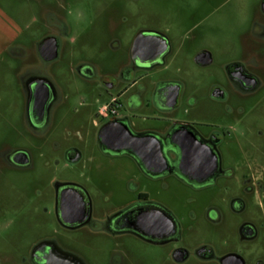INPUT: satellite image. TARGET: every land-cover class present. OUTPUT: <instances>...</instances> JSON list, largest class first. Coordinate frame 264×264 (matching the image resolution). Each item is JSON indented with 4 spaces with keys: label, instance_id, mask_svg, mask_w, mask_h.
I'll return each mask as SVG.
<instances>
[{
    "label": "flooded vegetation",
    "instance_id": "1",
    "mask_svg": "<svg viewBox=\"0 0 264 264\" xmlns=\"http://www.w3.org/2000/svg\"><path fill=\"white\" fill-rule=\"evenodd\" d=\"M257 1L252 32L264 52V0ZM197 2L194 8L193 0H178L173 7L182 27L178 38L138 27L117 69L107 59L63 54L59 34L37 42L43 66L20 78L21 123L10 121L0 133V217L52 219L63 229L89 231L93 241L89 262L64 251L55 236L33 237L23 246L29 264H264V77L257 70L264 54L262 61L254 54L223 56L220 76L211 73L207 86L155 75L170 63L187 71L188 56L199 71L215 61L194 31L203 36L205 28H198L203 23L194 22L193 11L217 10L225 0ZM103 11L107 29L112 0ZM55 136L94 140L117 172H97L93 191L54 173L50 200L37 189L26 204L23 195L3 197L18 190L8 175L33 167L17 138ZM82 154L68 147L62 158L72 164ZM12 258L0 255V264H14Z\"/></svg>",
    "mask_w": 264,
    "mask_h": 264
},
{
    "label": "rangeland",
    "instance_id": "2",
    "mask_svg": "<svg viewBox=\"0 0 264 264\" xmlns=\"http://www.w3.org/2000/svg\"><path fill=\"white\" fill-rule=\"evenodd\" d=\"M107 1L110 0H0V133L4 132L3 125L10 121L18 125L21 123L24 93L20 78L28 70L42 68L43 63L37 59L36 44L44 35L59 34L63 54H85L97 62L107 59L109 65L116 69L125 63L126 45L138 27L154 26L167 31L173 38L180 37L182 27L177 25L180 17L173 8L179 5L178 0H112L111 24L106 29L102 21ZM164 3L172 8L162 7ZM197 5V0H193L194 8ZM257 5V0H225L219 9H208L204 14L202 10L195 9L194 22L203 23L198 28L204 27L205 30L203 36L199 33L201 29L194 31L212 50L215 61L204 71H199L188 56L183 61L187 64V71L177 72L176 65L170 63L158 69L155 75L161 79L182 80L188 87L207 86L211 73L220 76L219 62L223 56H240L249 60L254 54L258 61H262L264 52L257 46L252 32V20L258 13ZM9 19L13 23H9ZM52 20L57 21L56 24ZM11 38L14 40L11 42L13 50L22 49L24 56L13 58L9 52L2 51ZM73 38L75 41L71 42ZM116 40L120 42V48L112 49L111 44ZM257 70L264 77V66L259 65ZM55 143L58 144L57 149L53 147ZM16 145L30 151L33 167L31 172L8 175L18 190L7 189L2 196L21 199L20 195H23L25 204L34 196L36 189L42 197L50 200L49 177L54 173L63 180L81 182L93 191L97 172L104 177L117 172L91 139L84 141L73 136L18 137ZM68 147L82 151L83 156L78 162L70 164L62 158V152ZM10 219L9 216L0 217L2 258L11 256L14 264H29L23 246L28 245L33 237L49 235L58 238L64 251L91 261L90 242L93 238L89 231L63 229L52 219L42 223L26 215L13 223ZM84 238L86 244L81 242ZM16 246L17 249H14Z\"/></svg>",
    "mask_w": 264,
    "mask_h": 264
},
{
    "label": "crops",
    "instance_id": "3",
    "mask_svg": "<svg viewBox=\"0 0 264 264\" xmlns=\"http://www.w3.org/2000/svg\"><path fill=\"white\" fill-rule=\"evenodd\" d=\"M9 23H13L10 19H9ZM11 42L13 43L14 42V40L11 38L10 40H8V45H6L5 44V46H3V48H2V51L3 52H11L12 50H13V45L11 44Z\"/></svg>",
    "mask_w": 264,
    "mask_h": 264
}]
</instances>
